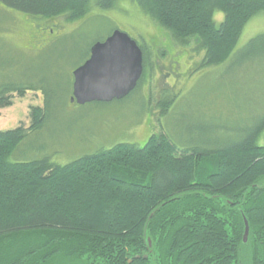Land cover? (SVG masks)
<instances>
[{"label":"trees","instance_id":"16d2710c","mask_svg":"<svg viewBox=\"0 0 264 264\" xmlns=\"http://www.w3.org/2000/svg\"><path fill=\"white\" fill-rule=\"evenodd\" d=\"M132 1L167 40H194L204 66L229 60L247 23L264 14V0ZM0 3L31 18L70 21L90 9V0ZM242 51L264 54V33ZM32 89L44 106L31 107L30 124L0 130V264H244L245 220L255 248H264V117L212 151L155 133L143 145L120 142L66 164L49 156L14 162L11 154L49 114V91ZM9 91L0 89V108L11 105ZM17 92L24 96L21 86ZM252 264L264 258L255 254Z\"/></svg>","mask_w":264,"mask_h":264},{"label":"rangeland","instance_id":"374dc122","mask_svg":"<svg viewBox=\"0 0 264 264\" xmlns=\"http://www.w3.org/2000/svg\"><path fill=\"white\" fill-rule=\"evenodd\" d=\"M100 1L90 0L87 14L72 21L63 16L31 18L0 3V65L16 66L17 72H9L11 78H28L45 87L50 100L45 125L30 133L9 160L49 156L66 164L120 142L143 145L155 133L168 135L179 146L212 151L264 117V54L249 56L242 51L251 38L264 33V14L247 23L229 60L204 66V50L194 40L188 44L163 40L167 32L132 0H116L114 6ZM222 18V12H215L217 23ZM23 27L35 33L50 27L53 32L42 45L23 52L18 33ZM115 29L127 32L147 49L138 87L110 102L72 103L73 71L87 60L92 45ZM37 105L44 106L40 90L15 96L11 105L0 108V130L28 126L30 109ZM259 143L264 145V132ZM255 254L264 258V248H255L248 235L240 247L244 264H252Z\"/></svg>","mask_w":264,"mask_h":264},{"label":"water","instance_id":"95a60500","mask_svg":"<svg viewBox=\"0 0 264 264\" xmlns=\"http://www.w3.org/2000/svg\"><path fill=\"white\" fill-rule=\"evenodd\" d=\"M144 69V55L138 42L127 32L115 29L106 39L94 43L89 58L73 71L70 101L77 104L110 102L129 95ZM249 225L245 220L243 242Z\"/></svg>","mask_w":264,"mask_h":264},{"label":"flooded vegetation","instance_id":"af4514ba","mask_svg":"<svg viewBox=\"0 0 264 264\" xmlns=\"http://www.w3.org/2000/svg\"><path fill=\"white\" fill-rule=\"evenodd\" d=\"M53 32L52 28H48V27H44L43 29L39 30L37 33H35L34 31L28 29V28H20L18 33L20 34L19 36H21L22 39V45H23V49H19L20 51L23 52H29V51H33V49H30L32 46L34 47L35 45H37V43L40 45L43 44V41L46 40V38L51 35ZM163 40H167L166 38H163ZM38 41V42H37ZM162 45V44H161ZM30 49V50H29ZM0 89L4 88V89H8L9 91V99L12 101V99L15 96H19L18 95V88L19 86L22 87L23 91H24V96L29 93L30 91H33L32 87L35 86L34 83H32L30 80L25 79V80H15L13 78H11L9 72L10 71H14L13 73L17 72L18 70L15 69L16 66L14 65H0ZM17 67H19V65H17ZM142 78V77H141ZM141 79L139 80L138 84L136 87H138L139 83H140ZM39 83H42V81H39ZM15 88L17 90H15ZM15 90V91H13Z\"/></svg>","mask_w":264,"mask_h":264}]
</instances>
